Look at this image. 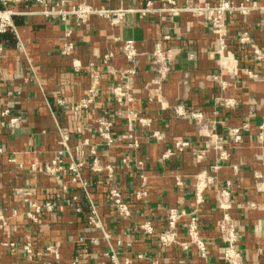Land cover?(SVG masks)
<instances>
[{"label":"crops","instance_id":"obj_1","mask_svg":"<svg viewBox=\"0 0 264 264\" xmlns=\"http://www.w3.org/2000/svg\"><path fill=\"white\" fill-rule=\"evenodd\" d=\"M45 1L11 5L19 13L15 29L0 37V264H229L218 232L220 189L230 194L241 264H264V0H227L247 13L223 17L224 53L206 17L169 11L215 0ZM81 4L129 12L117 24L97 15L79 24L73 15L44 14ZM245 34L249 43L241 42ZM129 40L140 57L136 74L127 76L132 65L122 47ZM159 50L170 70L162 80ZM227 53L233 61L225 67ZM97 74L98 95L77 109ZM120 87L124 98L113 93ZM177 107L204 118L179 115ZM101 119L112 123V146L98 134ZM56 160L61 169L53 175L46 168ZM95 160L114 168L129 217L112 206L111 184L92 170ZM79 161L85 167L75 181L70 166ZM215 165L216 182L199 214L206 256L194 246L163 245L169 210L192 213L197 177ZM143 189L147 197L139 199ZM188 221L181 243L189 241ZM146 223L150 233L141 228Z\"/></svg>","mask_w":264,"mask_h":264},{"label":"built area","instance_id":"obj_2","mask_svg":"<svg viewBox=\"0 0 264 264\" xmlns=\"http://www.w3.org/2000/svg\"><path fill=\"white\" fill-rule=\"evenodd\" d=\"M26 0H0V37L5 35L8 32H11L15 29V22L14 18L19 13L14 11L11 8V5L21 4L24 3ZM40 4H45V0H36ZM168 1L172 5H175V3L172 0H163ZM259 10L264 16V6L260 7ZM169 11L172 13V15L178 16L181 13L185 11H190L194 13L197 16H204L209 21H211L212 27L214 29V33L217 34L219 43L221 46V53H224L227 49L226 45V38H227V32L225 29V21L223 20V17L226 14H232L236 11H240L243 14L247 13V7L241 5L239 7H236L227 0H215L214 4H206L204 6H198V7H185V8H179L177 6H173ZM127 10H108L105 8L96 9L84 4L78 5L72 10L67 11L64 10L62 6L60 7H53L51 9H46L44 11V14L47 16L51 15H58L61 16L63 20H66V17L68 15H73L76 17L77 23H84L89 16L91 15H97L99 17L111 19L113 24H117L123 16L128 13ZM69 37V34H68ZM242 43H249L250 39L248 35H243L241 38ZM74 50V45L71 42H67L65 44L64 52L66 55L72 54ZM255 52L259 54V50L255 49ZM122 54L124 58L132 65V68L125 71L124 74L127 76L136 74V67L139 62L140 54L137 51V48L135 46L134 41H125L122 47ZM156 62L158 64L157 67V74L159 76V79L162 80L166 77V75L169 73V67L166 66V64L163 61L162 53L161 51H157L155 53ZM225 60V67H228V65L232 64L233 58L230 53H227L223 57ZM100 84L99 75L97 74L94 79V83L90 89V97L84 101H82L77 109H83L88 108L93 102L96 96L98 95V86ZM113 93L117 97L124 98L126 96V92L122 87L114 89ZM229 105V103H228ZM176 113L179 115H190L192 118L197 120L198 122L202 120L204 117L199 112H190L184 111L182 107L176 108ZM98 134L99 136L105 141V143L108 146H112L114 144V139L112 135V123H110L107 120H99L98 121ZM234 134L236 135V140H240L239 131L234 130ZM214 139L211 141L212 145L219 150L220 153V159L219 160H226L227 155L226 151L223 149V147L220 145V140L217 139L215 136H213ZM131 138H133L131 136ZM187 144L185 143H179L177 145L178 149H182ZM130 148H137L138 144L137 142H133L129 145ZM76 155V154H75ZM127 161L126 159L124 160ZM85 167L84 161H79L77 163H72L70 166V171L74 173L76 180H80V171ZM37 167H34V170H36ZM61 169L60 167V160H56L53 162V166L47 167L46 171L51 174H55L56 170ZM220 169L219 165H215L211 168V171H203L201 172L198 177L195 184V200H196V209L192 213H186L185 211L179 210V209H170L168 216H167V225L166 230L159 235V239L161 243L165 246H171L173 244H179L184 250H188L190 246L196 247L201 255L203 257L206 256L207 251V245L206 241L202 236V230H201V221L199 218L200 214V208L205 203V193L209 188L215 184L216 178L214 177V174ZM92 170L96 173H106L108 177V181L111 184L110 192H109V200L112 204V206L117 211L118 215L120 217H129L131 215V209L130 206L127 204V202L124 200L121 192L114 186L115 183V171L114 168L110 165L103 166L99 163L98 160H95L92 166ZM139 199H144L147 197V192L145 189L141 190L137 194ZM216 204L217 208L221 214V219L218 223V232L220 233L222 242L224 243L226 250H225V260L229 264H241V257L240 253L238 252L236 248V244L238 242V235H237V228L234 222V219L231 215V209L232 205L230 202V194L227 190H218L216 193ZM46 208L48 210L52 209V205L48 203L46 205ZM38 211H40V207H36ZM185 217H189L188 223H186L185 227L187 230V236H188V242L187 243H181L179 239V229L182 225V221ZM91 222L94 223V220L91 219ZM6 225L3 218L0 216V229L4 228ZM145 232L150 233L152 228L149 223H146L142 225L141 227ZM13 246V245H12ZM49 251H53L51 248H49Z\"/></svg>","mask_w":264,"mask_h":264}]
</instances>
